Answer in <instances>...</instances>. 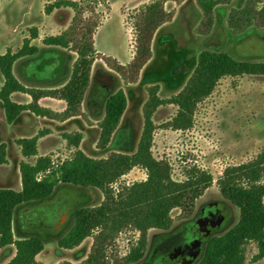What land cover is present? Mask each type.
<instances>
[{
    "label": "rangeland",
    "instance_id": "1",
    "mask_svg": "<svg viewBox=\"0 0 264 264\" xmlns=\"http://www.w3.org/2000/svg\"><path fill=\"white\" fill-rule=\"evenodd\" d=\"M55 1L0 0V54L8 49L17 51L26 38H31V44L36 47L34 55L21 58L14 64L18 80L31 88L64 85L71 76L76 60V53L72 49L48 46L43 42L45 37L65 30L75 14L70 7L47 12L46 6ZM76 1L84 6L91 3L95 13L87 10L85 15L98 14L100 20L94 34L96 60L83 101L86 117L53 125L41 118L25 115L21 122L9 125L0 101V142H6L9 146V161L0 165V188L19 190L21 161L34 163L36 160V156H23L16 142L19 138L33 137L42 132L38 155H49L56 164L71 158L77 150L69 144L64 134H82L79 149L93 158H106L113 152L133 154L137 151L144 128L143 108L149 97V88L158 86V95L162 99L175 96L191 76L201 51H226L239 60L264 61V28L251 26L237 34L228 23L231 9L244 7L246 0H233L229 5L218 6L213 28L204 35L197 32L202 20L197 0H166L165 9L173 17L156 30L152 40V56L141 69L138 79L126 83L121 75L106 65L104 57H114L122 64L131 62L135 52L132 17L154 0ZM33 29L37 30V37L32 39ZM51 75L52 78L47 77ZM3 81L0 72V87ZM119 89L125 91L128 107L108 147L99 149L98 123L104 117L106 99ZM13 99L27 103L30 96L17 93ZM177 110L176 105L165 104L155 112L153 156L169 164L174 181H186L194 169L212 177L211 184L195 200L190 220L215 203L224 218L210 235H221L238 222L240 213L221 195L218 179L226 168L250 162L264 150V76L243 75L221 79L214 92L198 105L193 126L186 130H177L168 125ZM146 178L144 168L134 167L111 186L115 193H119ZM104 199V192L98 188L59 183L49 198L16 208L14 235L17 239L38 236L44 240L45 247L37 256L40 264L81 262L89 256L94 236L99 230L73 249L61 248L58 242L73 226L79 208L99 206ZM171 216L174 222L170 229L151 228L148 231L146 253L138 264H147L150 254L188 222L180 217L178 208L172 210ZM140 237L141 232L132 226L121 229L107 246L108 258L126 256ZM13 251L15 247L11 246L2 249L0 264L4 259L11 258ZM201 252L202 247L193 264L200 259ZM257 253V244L247 243L246 264H264V258L254 260Z\"/></svg>",
    "mask_w": 264,
    "mask_h": 264
},
{
    "label": "trees",
    "instance_id": "2",
    "mask_svg": "<svg viewBox=\"0 0 264 264\" xmlns=\"http://www.w3.org/2000/svg\"><path fill=\"white\" fill-rule=\"evenodd\" d=\"M166 0H154L133 15L135 52L131 62L120 63L116 58L105 56L106 65L117 72L126 83L135 82L144 65L152 56V40L156 30L171 21L173 14L165 9ZM233 0H197L202 20L197 28L200 34H208L215 22L218 6L229 5ZM70 7L75 14L70 25L57 35L43 39L48 46L70 48L76 53L69 80L54 89L31 88L22 84L14 74L17 60L32 56L36 47L26 38L20 49H8L0 54V72L4 83L0 88L6 122L13 123L24 111L56 121L86 117L83 101L91 82V74L97 51L94 34L99 27L98 14L86 16L87 10L95 13L92 4L82 5L76 0H56L46 6V11ZM228 23L237 34L251 26L264 28V0H246L244 7L232 8ZM32 39L37 30H32ZM243 75L264 76V61L239 60L226 51L205 49L197 58L196 66L183 89L170 99L158 95L159 87L149 88V97L143 108L144 128L137 151L133 154L113 152L106 158H93L79 149L82 134H64L70 145L77 148L73 156L61 163H54L51 156H38V141L42 132L16 140L24 157L36 156L34 163L21 161V189L0 188V250L14 245L16 253L7 264H40L38 254L45 242L33 236L16 239L13 231L15 210L18 206L49 198L59 183L80 187H94L105 194L103 203L96 207H81L75 213L73 226L59 240L61 248L73 249L86 238L94 236L89 256L81 262L63 261L59 264H138L146 253L147 233L151 228L168 230L174 219L173 209H180V217L191 219L195 200L211 184L212 177L192 170L184 182L174 181L167 162L157 160L152 153L156 125L153 116L161 105L178 107L175 117L168 125L177 130L191 128L198 105L209 97L221 79ZM20 92L31 97L29 103L12 100L13 93ZM51 97L66 102V108L55 111L40 105L39 100ZM128 107L123 89L108 96L104 117L99 121L97 148L106 149ZM8 163V145L0 142V165ZM134 167L147 172L145 181L134 183L119 193L112 184ZM264 150L252 161L225 169L217 183L221 195L239 209L238 222L221 235H210L202 242L200 259L195 264H246L245 245L257 244L255 261L264 258ZM132 226L141 232L137 245L122 257L109 259L107 246L123 228ZM195 262V261H194Z\"/></svg>",
    "mask_w": 264,
    "mask_h": 264
},
{
    "label": "water",
    "instance_id": "3",
    "mask_svg": "<svg viewBox=\"0 0 264 264\" xmlns=\"http://www.w3.org/2000/svg\"><path fill=\"white\" fill-rule=\"evenodd\" d=\"M211 211L210 219L219 226L220 222L223 220V215L220 209H218L217 204L213 203L205 207L200 213V218L195 221L186 223L185 227H189V224H194L193 229L197 231L198 237L194 240L189 241L188 244H183L188 240H165L163 241L157 249L151 254L153 263L152 264H191L195 261L201 251V240L199 237V231L205 233V228H202V224L208 225L210 221H204L206 215L203 216L205 211ZM199 230V231H198ZM185 232V231H184ZM183 232V233H184ZM208 232V231H207ZM181 233L176 235L175 238L179 237ZM180 242L183 244H180Z\"/></svg>",
    "mask_w": 264,
    "mask_h": 264
},
{
    "label": "crops",
    "instance_id": "4",
    "mask_svg": "<svg viewBox=\"0 0 264 264\" xmlns=\"http://www.w3.org/2000/svg\"><path fill=\"white\" fill-rule=\"evenodd\" d=\"M54 47H59V46H54ZM62 48V47H61ZM15 74V73H14ZM53 75V74H52ZM52 75L51 76H47V77H50V78H52ZM46 77V76H45ZM39 78V77H38ZM41 78V77H40ZM3 83H4V81H3ZM3 85V84H2ZM2 85H1V87H2ZM63 86V85H62ZM0 87V88H1ZM28 87V86H27ZM61 87V86H60ZM57 88H59V87H57ZM41 89H44V88H41ZM45 89H54V88H45ZM17 93H20V92H16V93H13L12 95H11V98H12V100H14L13 98L15 97V95L17 94ZM28 95V94H27ZM29 96V95H28ZM15 101V100H14ZM30 101H31V97H30ZM30 101H28L27 103H29ZM15 102H17V101H15ZM17 103H20V102H17ZM39 103H40V105H42V106H44V107H48V108H51V109H53V110H55V111H58V112H61V111H63L65 108H66V102L65 101H63V100H59V99H55V98H51V97H44V98H42V99H40L39 100ZM23 104H26V103H23ZM25 115H27L28 117H33V118H41V119H43V120H46V121H48L49 123H51V124H53V125H60L61 123H65V122H67V121H69V120H72V119H76V118H78V117H76V118H72V119H69V120H66V121H63V122H60V121H56V120H52V119H48V118H43V117H39V116H36L35 114H33V113H31V112H29V111H24V112H22L18 117H17V119L13 122V123H11V124H9V125H12V124H15V123H17L18 121H22V118L25 116ZM23 138V137H22ZM27 138H30V137H27ZM40 140V139H39ZM39 142V141H38ZM8 145V144H7ZM39 156V155H38ZM40 156H44V155H40ZM8 161H9V146H8ZM20 170V169H19ZM21 176V175H20ZM21 189V188H20ZM13 231H14V221H13ZM15 232V231H14ZM14 237H15V235H14ZM16 238V237H15ZM17 239V238H16ZM8 246H11V247H15L14 245H8ZM5 248V247H4ZM4 248H2V249H4ZM2 249L0 250V252L2 251ZM14 253H13V255H12V257L11 258H9V259H4V261L1 263V264H7L13 257H14V255H15V253H16V249H15V251H13Z\"/></svg>",
    "mask_w": 264,
    "mask_h": 264
},
{
    "label": "flooded vegetation",
    "instance_id": "5",
    "mask_svg": "<svg viewBox=\"0 0 264 264\" xmlns=\"http://www.w3.org/2000/svg\"><path fill=\"white\" fill-rule=\"evenodd\" d=\"M210 214H211V211L206 210L205 213L203 214V216H201V217H204V215H206L204 221H206V222L207 221H210L208 223V225L202 224V228H205L204 231L206 232L205 233L206 235H204V233H201L198 230L199 231V234H200L199 237H200V240H201V247H202L203 240L205 238H207L212 233V231L217 227V225L214 223V221L210 219ZM199 218H200V214H198L197 217H195L192 220H189L188 222L195 221L196 219H199ZM185 225H184V227L181 230H179L175 234L167 237L165 240H181V241L182 240H188L186 242H183V244H188L189 241L196 239L198 237V234H197V231L195 229H193L194 224H189V227H185ZM179 233H181V235L179 237L175 238L176 235H178ZM180 244H182V243L180 242ZM152 263H153V259H152V255L150 254V256H149V262L147 264H152ZM193 263H191V264H193Z\"/></svg>",
    "mask_w": 264,
    "mask_h": 264
}]
</instances>
